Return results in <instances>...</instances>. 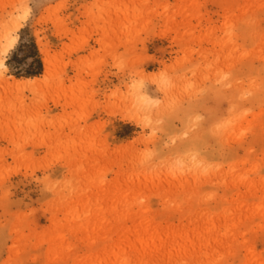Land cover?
I'll return each instance as SVG.
<instances>
[{
    "label": "rangeland",
    "instance_id": "374dc122",
    "mask_svg": "<svg viewBox=\"0 0 264 264\" xmlns=\"http://www.w3.org/2000/svg\"><path fill=\"white\" fill-rule=\"evenodd\" d=\"M2 45L0 264H264V0H0Z\"/></svg>",
    "mask_w": 264,
    "mask_h": 264
},
{
    "label": "bare ground",
    "instance_id": "6f19581e",
    "mask_svg": "<svg viewBox=\"0 0 264 264\" xmlns=\"http://www.w3.org/2000/svg\"><path fill=\"white\" fill-rule=\"evenodd\" d=\"M12 23V29L9 31L11 32H15L17 29H19V24L17 23H14L13 21L10 22ZM9 32V33H10ZM11 32V33H12ZM13 34V33H12ZM5 36L3 37V40L5 41L4 44H6V47L3 49V45H2V48H0V53H1V50H2V53L3 54V57L4 55H6L9 50L12 48V46L14 45L15 43V38L13 36H10L8 35V33L4 34ZM41 46V45H40ZM40 48V53L42 55V65H43V74L41 76H47L48 72H49V69H50V63H51V59H50V56L48 54V49L44 47H39ZM2 60V59H1ZM2 68H4V64L2 61H0V69L2 70ZM2 74V72H1ZM3 78V76H1ZM12 79V78H11ZM41 78H29V79H25V80H16V79H12V81H10L7 85L8 88L10 89H25V88H28L30 86H33V85H37L39 83ZM139 99L140 101L144 102L145 101V97L142 96V94H139Z\"/></svg>",
    "mask_w": 264,
    "mask_h": 264
},
{
    "label": "trees",
    "instance_id": "16d2710c",
    "mask_svg": "<svg viewBox=\"0 0 264 264\" xmlns=\"http://www.w3.org/2000/svg\"><path fill=\"white\" fill-rule=\"evenodd\" d=\"M40 64H39V62H38V65H37V71L36 72H34V73H31V74H28V76L27 77H34V76H38L39 74H40Z\"/></svg>",
    "mask_w": 264,
    "mask_h": 264
},
{
    "label": "snow or ice",
    "instance_id": "6c2138e0",
    "mask_svg": "<svg viewBox=\"0 0 264 264\" xmlns=\"http://www.w3.org/2000/svg\"><path fill=\"white\" fill-rule=\"evenodd\" d=\"M157 103H159V102H157ZM185 135H187V133H185Z\"/></svg>",
    "mask_w": 264,
    "mask_h": 264
}]
</instances>
